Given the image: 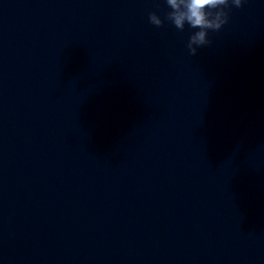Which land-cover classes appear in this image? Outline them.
Here are the masks:
<instances>
[{
  "label": "clouds",
  "instance_id": "9594fccd",
  "mask_svg": "<svg viewBox=\"0 0 264 264\" xmlns=\"http://www.w3.org/2000/svg\"><path fill=\"white\" fill-rule=\"evenodd\" d=\"M166 4L171 9L166 13V19L177 29L184 30L186 24L191 29H198L188 40L187 47L191 55L196 54L197 48L210 44L209 30L218 31L228 20V14L223 8L229 6V0H166ZM231 4L239 8L242 0H231ZM149 21L158 27L163 24L155 13L149 14Z\"/></svg>",
  "mask_w": 264,
  "mask_h": 264
}]
</instances>
